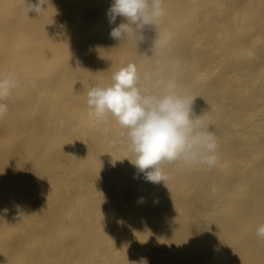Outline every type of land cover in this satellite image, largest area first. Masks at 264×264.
<instances>
[{
    "label": "bare ground",
    "instance_id": "1",
    "mask_svg": "<svg viewBox=\"0 0 264 264\" xmlns=\"http://www.w3.org/2000/svg\"><path fill=\"white\" fill-rule=\"evenodd\" d=\"M46 2L37 16L0 0V77L18 81L0 120V264H264V0H163V53L219 143L215 167L165 165L166 184L87 105L122 66L152 67L154 28L119 41L113 0Z\"/></svg>",
    "mask_w": 264,
    "mask_h": 264
},
{
    "label": "clouds",
    "instance_id": "2",
    "mask_svg": "<svg viewBox=\"0 0 264 264\" xmlns=\"http://www.w3.org/2000/svg\"><path fill=\"white\" fill-rule=\"evenodd\" d=\"M27 13L39 16L45 11L46 0L31 4L17 0ZM110 24L117 17L125 18L112 28L110 36L116 40L131 38L145 42L144 31L154 28V59L151 68L141 74L134 62L116 71L108 86H96L87 92L88 115L97 123L112 117L124 131L115 136L110 144L116 148L127 144L134 156L131 163L152 183L165 184L169 175L165 165L176 163L197 165L211 169L218 163L219 143L211 125L193 110L195 98L190 91L175 82L180 69L178 61L170 62L163 50L172 39L171 33L162 30L166 9L163 0H113L107 11ZM15 73L0 77V120L9 112L5 102L17 87ZM142 202V198L141 201ZM7 212V209L4 210ZM264 240V224L255 233ZM137 264H148L142 258Z\"/></svg>",
    "mask_w": 264,
    "mask_h": 264
}]
</instances>
